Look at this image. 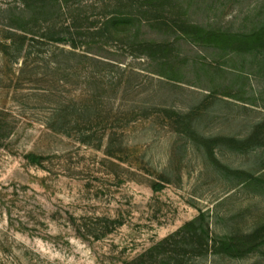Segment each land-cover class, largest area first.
<instances>
[{
	"label": "rangeland",
	"instance_id": "1",
	"mask_svg": "<svg viewBox=\"0 0 264 264\" xmlns=\"http://www.w3.org/2000/svg\"><path fill=\"white\" fill-rule=\"evenodd\" d=\"M138 1L71 0L60 24H71L77 14L101 22L133 2L136 13ZM20 6L22 0H0V40L5 11ZM170 6L168 19L181 16L205 30L249 34L264 26V0H170ZM119 36L102 47L82 43L75 50L113 63L103 74L76 61L56 73L53 56L72 50L69 45H26L18 56L0 50V264H125L200 211H209L215 234L243 232L264 221V150L240 153L218 143L214 154L221 165L263 180L235 187L233 173L213 165L158 111L197 109L202 136L244 140L264 123V55L196 45L143 26L141 38L166 40L176 54L170 63L179 82L168 81ZM98 78L102 84L95 83ZM96 88L113 116V127L98 129L92 139L94 146L102 139L101 147L81 141L91 131L48 128L56 110L93 105ZM142 108H148L147 118ZM77 122L75 117L70 126ZM112 133L125 147L114 158L106 155ZM29 154L41 157L40 163L28 161ZM163 177L170 182L153 191L151 184ZM191 263L264 264V247L243 259L210 256Z\"/></svg>",
	"mask_w": 264,
	"mask_h": 264
},
{
	"label": "trees",
	"instance_id": "2",
	"mask_svg": "<svg viewBox=\"0 0 264 264\" xmlns=\"http://www.w3.org/2000/svg\"><path fill=\"white\" fill-rule=\"evenodd\" d=\"M70 3L71 0H22V6L19 8H8L5 11L8 15L7 22L3 24L7 29L0 40L2 53L9 55L13 52L18 56L26 45L30 47L50 43L69 45L72 50L66 51L61 48L59 55H52L56 73L72 69V63L76 61L79 65L86 63L85 68L94 65L98 69L97 73L103 74L104 71L114 68L113 63L105 60V57L92 54L89 50L82 54H78L75 50L82 43L84 45L92 43L102 47L108 41H115L120 38L119 35L124 34L125 37H122L121 41L127 45L132 55L156 63L160 68L157 72L159 76L168 81L179 82L177 80L179 72L170 63L172 59L176 60L173 48L166 40L157 42L153 39L141 38V28L147 26L150 29H158L164 34L170 32L177 40L185 39L196 45L218 46L237 53L256 51L264 55V26L249 34H229L216 30H205L189 23L181 16L168 19L165 12H167L166 6H170V0L138 1L136 13L132 12L134 2L125 4L124 7H128V10L125 12L115 10L112 14L105 16L101 22L89 21V18L77 14L72 17V23L66 26L64 23L60 24V20L63 19V9H69ZM44 24L47 26L44 27ZM76 37L89 39L77 42ZM93 75L94 73L91 74ZM96 80L95 83L102 84V80L99 78ZM99 90L100 88H96L97 94L93 96V105L89 101L90 106L84 103L81 108H74L73 112H69V107L56 110L51 121L46 124L48 128L56 133H69L68 130L72 131L75 128L91 131L89 136L82 138L81 141L89 146L101 147L102 139L97 142L96 146L92 139L96 137L99 130L104 133L113 127L111 121L113 116L111 110L105 109L99 92H97ZM158 111L174 127L176 134L192 144L197 151L203 148L213 165L233 173L236 179L235 187L259 184L263 181L252 173L232 171L221 165L215 157L214 150L218 143L227 145L240 153L264 150V123L259 124L255 131L244 140L206 137L197 131V109L189 113L166 108ZM141 112L143 118L150 115L148 108H142ZM75 117L80 122L71 127L70 124ZM124 150L123 142L114 133L110 134L106 144V155L114 158L117 153H123ZM27 159L32 163H40L42 158L29 154ZM169 182L170 180L163 177L160 182H153L151 188L153 191H160L164 184ZM211 220L212 216L209 211H200L194 219L147 249L136 259L125 264H192L193 261L203 260L210 256L243 259L259 252L264 247V221L243 232L229 231L215 234L212 231Z\"/></svg>",
	"mask_w": 264,
	"mask_h": 264
}]
</instances>
